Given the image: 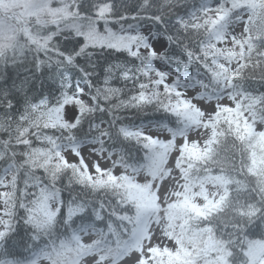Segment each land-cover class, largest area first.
Here are the masks:
<instances>
[{"label":"snow or ice","instance_id":"snow-or-ice-1","mask_svg":"<svg viewBox=\"0 0 264 264\" xmlns=\"http://www.w3.org/2000/svg\"><path fill=\"white\" fill-rule=\"evenodd\" d=\"M19 6L0 16V264H264V0ZM101 50L126 59L94 83Z\"/></svg>","mask_w":264,"mask_h":264},{"label":"trees","instance_id":"trees-1","mask_svg":"<svg viewBox=\"0 0 264 264\" xmlns=\"http://www.w3.org/2000/svg\"><path fill=\"white\" fill-rule=\"evenodd\" d=\"M126 59V55L124 53H119V52H114L112 50H101L98 51L95 54L93 63H95L96 67L95 69H89L90 71L94 72V83H99L101 82V80L104 77V66L108 63H116V64H120L123 60ZM80 64L82 65H86L87 64V60L86 58H81L79 61ZM3 66L0 65V71H2ZM73 71V70H69V73ZM75 82H81L80 81V77L76 76L73 77ZM121 86H124L123 84H121ZM57 87H59V83H57ZM130 85L128 86V90L130 91ZM39 92V89L37 90ZM59 93L58 92H54L51 95H49V93L47 91H44L41 96L43 99L45 100H49L52 102H55V99L58 97ZM121 116L124 118L125 122H127L129 119H135L137 123H139V119H137L138 114L135 113L134 111H128V112H123L121 113Z\"/></svg>","mask_w":264,"mask_h":264},{"label":"rangeland","instance_id":"rangeland-1","mask_svg":"<svg viewBox=\"0 0 264 264\" xmlns=\"http://www.w3.org/2000/svg\"><path fill=\"white\" fill-rule=\"evenodd\" d=\"M23 8L19 6V0H2V8H0V16L8 23H16V18L21 16ZM157 49L160 48L159 44H156Z\"/></svg>","mask_w":264,"mask_h":264}]
</instances>
